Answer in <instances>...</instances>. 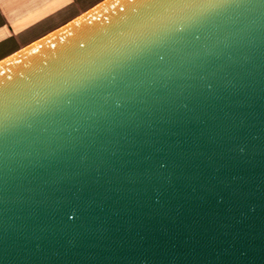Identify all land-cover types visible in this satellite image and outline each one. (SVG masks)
I'll list each match as a JSON object with an SVG mask.
<instances>
[{
    "label": "water",
    "instance_id": "water-1",
    "mask_svg": "<svg viewBox=\"0 0 264 264\" xmlns=\"http://www.w3.org/2000/svg\"><path fill=\"white\" fill-rule=\"evenodd\" d=\"M0 264H264V0H104L0 61Z\"/></svg>",
    "mask_w": 264,
    "mask_h": 264
},
{
    "label": "crops",
    "instance_id": "crops-1",
    "mask_svg": "<svg viewBox=\"0 0 264 264\" xmlns=\"http://www.w3.org/2000/svg\"><path fill=\"white\" fill-rule=\"evenodd\" d=\"M104 0H0V61Z\"/></svg>",
    "mask_w": 264,
    "mask_h": 264
}]
</instances>
